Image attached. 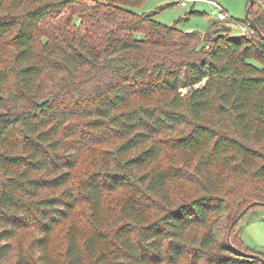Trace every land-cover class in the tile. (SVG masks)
Segmentation results:
<instances>
[{"label":"trees","instance_id":"1","mask_svg":"<svg viewBox=\"0 0 264 264\" xmlns=\"http://www.w3.org/2000/svg\"><path fill=\"white\" fill-rule=\"evenodd\" d=\"M144 1L0 0V264H264L239 228L264 206V0L261 33L246 18L237 37L132 11ZM80 206L85 250L72 226L62 261Z\"/></svg>","mask_w":264,"mask_h":264},{"label":"rangeland","instance_id":"2","mask_svg":"<svg viewBox=\"0 0 264 264\" xmlns=\"http://www.w3.org/2000/svg\"><path fill=\"white\" fill-rule=\"evenodd\" d=\"M213 1H216L226 11L227 20L225 22L231 24V35L235 37L243 35L244 29H248L244 21L246 20L249 0ZM183 2L186 4L183 5ZM161 8L164 9L161 10ZM214 8L210 0H145L141 5L133 8L132 11L138 14L157 11L156 20L164 25H177L178 29L183 32L196 31L207 34L211 29V25L217 22L216 16L212 14ZM76 15H79V13ZM66 16L67 13L62 17ZM252 62L257 64V62ZM183 92L185 93L186 90ZM111 148L112 146L108 145H99L93 148L82 161L76 173L77 179L81 180L84 178L89 173V170L99 163L100 158L102 156L105 157V152L111 150ZM126 199L127 195L122 191L115 194H108L104 203L107 202L106 204L119 210ZM88 209L87 206H80L75 216L58 229L51 249L54 255H57L60 260L63 261V255L65 254L67 246V239L65 237L69 228L72 226L77 227L79 231V245L83 251L85 250L84 241L90 229L89 220L85 217L89 211ZM239 228L242 231L244 246L251 250H258L264 253V206L253 208L240 221ZM37 237H39V234L35 228L22 230L12 241V244L19 249H27L28 245Z\"/></svg>","mask_w":264,"mask_h":264},{"label":"built area","instance_id":"3","mask_svg":"<svg viewBox=\"0 0 264 264\" xmlns=\"http://www.w3.org/2000/svg\"><path fill=\"white\" fill-rule=\"evenodd\" d=\"M211 4L215 7L212 14L216 16V19L219 21H226L227 20V15H226V11L224 10V8L222 6H220L216 1H211ZM186 3L183 2V5H185ZM246 32V30L244 31Z\"/></svg>","mask_w":264,"mask_h":264},{"label":"water","instance_id":"4","mask_svg":"<svg viewBox=\"0 0 264 264\" xmlns=\"http://www.w3.org/2000/svg\"><path fill=\"white\" fill-rule=\"evenodd\" d=\"M254 4H255V0H250V6L248 7L246 18L248 19V21L250 22V24H252V26L254 27V29L258 30V32L261 33V32L259 31V29L256 27L254 21H253L252 19H250V17H249L250 10H251L252 7L254 6ZM256 204H257V203L252 204V205H250L248 208H246V209L243 211V213L240 215V217L244 216V215L250 210V208H251L252 206L256 205ZM256 257L260 258V256H257V255H256Z\"/></svg>","mask_w":264,"mask_h":264},{"label":"crops","instance_id":"5","mask_svg":"<svg viewBox=\"0 0 264 264\" xmlns=\"http://www.w3.org/2000/svg\"><path fill=\"white\" fill-rule=\"evenodd\" d=\"M229 25H231V24H229ZM244 31H245V29H244Z\"/></svg>","mask_w":264,"mask_h":264}]
</instances>
